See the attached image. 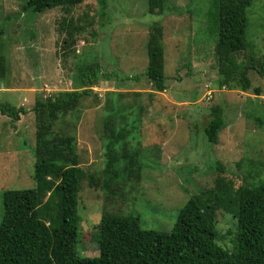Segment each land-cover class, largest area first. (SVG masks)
Here are the masks:
<instances>
[{
    "label": "rangeland",
    "instance_id": "obj_1",
    "mask_svg": "<svg viewBox=\"0 0 264 264\" xmlns=\"http://www.w3.org/2000/svg\"><path fill=\"white\" fill-rule=\"evenodd\" d=\"M28 2L0 0V57L6 69L0 105L28 111L16 122L0 113V224L4 193L36 187L37 101L79 89L81 68L100 70L99 78L55 131L76 136L86 174L78 207L82 256H99V225L106 213L133 215L145 230L171 233L186 204L202 206L198 198L214 186L218 162L237 187L248 176L249 161L256 180L264 181V77L249 72L260 96L220 87L214 53L219 0H169L174 13L168 14H151L148 0H88L69 14L62 8L35 13ZM247 19L250 47L235 56L239 71L250 57H264V0H254ZM64 20L84 32L69 38L68 29L61 28ZM155 24L164 30V93H155L146 76ZM206 85L214 92L211 100L205 98ZM215 107L224 110L225 128L212 145L203 130ZM122 129L130 133L117 147L121 157L139 153L142 168L105 188L106 145ZM215 220L219 243L233 249L234 219L219 212Z\"/></svg>",
    "mask_w": 264,
    "mask_h": 264
},
{
    "label": "trees",
    "instance_id": "obj_2",
    "mask_svg": "<svg viewBox=\"0 0 264 264\" xmlns=\"http://www.w3.org/2000/svg\"><path fill=\"white\" fill-rule=\"evenodd\" d=\"M85 1L88 0H29L27 8L35 13L62 8L69 14ZM253 2L219 0L214 53L221 88L242 93L254 91L260 96L262 90L253 87L249 72L253 70L264 77V57H250L249 65L242 63L241 71L235 62V56L250 47L247 10ZM148 4L151 14L174 13L169 0H148ZM61 28L68 29L69 38L84 32V27L74 26L72 21L64 20ZM163 38L162 25L155 24L149 35L146 73L155 93L167 90ZM5 72L4 59L0 57V76L4 77ZM99 75L100 70L83 73L81 68L76 74L79 89L37 101L33 109L37 124L33 176L36 187L4 193L0 264H264V184H252L264 181L256 180L258 174L251 172L250 161V167L244 170L248 176L242 178L238 187L227 179L224 166L216 163L215 172L219 175L214 186L200 194L202 206L197 209L192 205L195 202L186 204L171 233L145 230L139 217L133 215L106 213L99 225V256L84 257L77 251L79 194L86 174L80 168L76 136L57 133L55 125L91 95ZM205 88L207 92L210 85ZM0 113L16 122L28 111L5 104L0 105ZM211 117L203 132L209 144L217 145L225 128L224 110L213 108ZM129 133L124 129L113 133L106 145L105 188L139 175L140 154L126 160L117 149ZM120 163L123 166L118 167ZM219 212L227 213L235 221V232L229 230L234 244L231 250L219 243L221 235L215 220Z\"/></svg>",
    "mask_w": 264,
    "mask_h": 264
},
{
    "label": "built area",
    "instance_id": "obj_3",
    "mask_svg": "<svg viewBox=\"0 0 264 264\" xmlns=\"http://www.w3.org/2000/svg\"><path fill=\"white\" fill-rule=\"evenodd\" d=\"M205 98H207L208 100H211L213 98V91L212 90H207L206 94H205Z\"/></svg>",
    "mask_w": 264,
    "mask_h": 264
}]
</instances>
